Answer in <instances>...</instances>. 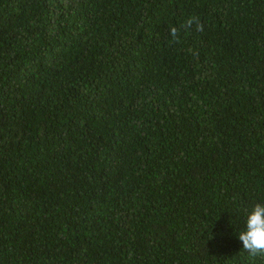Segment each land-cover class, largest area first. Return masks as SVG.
Returning a JSON list of instances; mask_svg holds the SVG:
<instances>
[{
  "label": "trees",
  "instance_id": "16d2710c",
  "mask_svg": "<svg viewBox=\"0 0 264 264\" xmlns=\"http://www.w3.org/2000/svg\"><path fill=\"white\" fill-rule=\"evenodd\" d=\"M256 203L264 0H0V264H264Z\"/></svg>",
  "mask_w": 264,
  "mask_h": 264
},
{
  "label": "clouds",
  "instance_id": "9594fccd",
  "mask_svg": "<svg viewBox=\"0 0 264 264\" xmlns=\"http://www.w3.org/2000/svg\"><path fill=\"white\" fill-rule=\"evenodd\" d=\"M193 23L196 25V31H203V25L196 18L188 19L182 27L187 30ZM170 35L173 39H177L178 29L172 27ZM237 237L242 242V249L250 256H264V203H256L253 206L247 215L244 229L239 231Z\"/></svg>",
  "mask_w": 264,
  "mask_h": 264
}]
</instances>
